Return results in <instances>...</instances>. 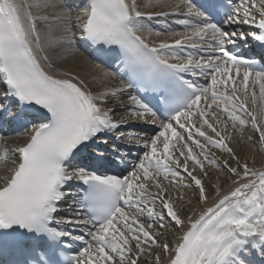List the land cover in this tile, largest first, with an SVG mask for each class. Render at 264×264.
Wrapping results in <instances>:
<instances>
[{
  "label": "snow or ice",
  "instance_id": "6c2138e0",
  "mask_svg": "<svg viewBox=\"0 0 264 264\" xmlns=\"http://www.w3.org/2000/svg\"><path fill=\"white\" fill-rule=\"evenodd\" d=\"M162 2L186 10V18L176 21L186 32L171 43L150 44L138 35L152 32L146 20L178 12H142L136 0H87L74 17L69 0H0L3 99L25 110H43L44 120L33 124L26 142L13 149V165L0 177V253L19 251L25 254L23 264H141L146 251L151 256L158 249L168 255L167 264H264V169L241 163L230 146L233 133L250 124L264 148V65L228 50L238 41L248 47L250 37L264 46V0ZM246 25L258 31L245 32ZM74 29L98 51L115 52L127 82L94 93L71 72L56 76L46 71L42 61L52 65L44 45H74ZM186 45L192 51L185 52ZM186 76L205 77L207 84L199 86ZM133 87L158 97L157 105L129 96L133 107L116 121L113 109L98 103ZM137 121L159 130L151 137L139 135L136 143L142 140L148 151L127 175L69 167L78 154L87 153L100 164L109 155L123 160L126 153L116 141L125 134L114 139L112 134ZM125 142L132 143V137ZM211 148L228 159L222 165L209 159ZM205 163L238 178L227 193L213 185L210 205ZM73 181L82 187L73 190ZM169 188L184 191L173 195ZM188 190L201 209L185 219ZM69 196L73 200L61 209ZM61 211L69 215L58 218ZM170 227L183 230L172 245L160 239ZM77 229L83 234L73 235ZM69 241L85 247L69 254ZM155 264H161L159 253Z\"/></svg>",
  "mask_w": 264,
  "mask_h": 264
},
{
  "label": "bare ground",
  "instance_id": "6f19581e",
  "mask_svg": "<svg viewBox=\"0 0 264 264\" xmlns=\"http://www.w3.org/2000/svg\"><path fill=\"white\" fill-rule=\"evenodd\" d=\"M71 1H73L74 6L78 4L75 0H71ZM136 3H137L138 10H140L142 12H161V11H165L169 8L176 10V11L178 10L180 12V9H181V7L179 9H174L172 7H165L162 0H152L151 6H146V5H148L149 0H136ZM167 3L171 4V5H175L176 3H178V0H167ZM75 16H76V14H75ZM39 26L41 28H43L42 24ZM167 30H169L168 27H167ZM177 33H179L180 35H177ZM139 34H141L142 36H145L147 38V42H149L150 44H155V43L158 44L159 42L166 41V40H168L166 42L171 43L175 36H176L175 39H179L182 36L181 32H179V31L175 32V33L169 32V33H161L160 35H156V33L153 31V29H152L151 33L144 32V33H139ZM171 38H172V41H169ZM44 47H45V52L43 54L48 55L49 62L51 63L52 67L49 68L47 66V63H45L43 61H42V65L45 67V70L48 71L52 75L59 76L62 73L71 72L73 75H77L82 80H84L85 83L88 85V89L93 91L94 93H103L106 90L114 89L115 87H118V85L121 84V82L117 79L116 76L112 77V78L111 77L109 78L107 76H100V70H99L100 67H96L97 64L94 61H92L91 59H89V57H87V55L82 50H80V49L76 50L75 45H72V46L71 45L48 46L47 44H45ZM96 77H99V79H96ZM100 80H101V82H100ZM2 88H3V86H2ZM220 90H223V88H221ZM123 94L124 93H120L117 96H108V97H106L105 101H98V103L105 110H107L109 108L113 109V112H111L110 115L116 116V119H118V117L123 115V113H128V109L132 107V105L129 103V101L126 100V96L122 97ZM258 94H259V90H257V95ZM123 98H125V99H123ZM8 106H11L12 109H14L15 111L19 110V108H20L17 105V103L11 99L8 101ZM247 128L249 129V134H253L252 136H256L257 137L256 139L258 141V133L254 132V129H252L250 124L248 125ZM134 134H138V131L135 130ZM143 135L151 137L154 134H151L150 131H146ZM7 140H8V142L10 141L9 138H7ZM234 141L235 142L231 143L230 146H232L234 148V150L238 156L239 155L241 156L240 157L241 162H244V157L241 154L245 153L246 157H249L248 160H251L250 161L251 165L255 166L256 169H261V167H264V152H263V155L260 156L258 152H250L244 148L243 152L238 154V150L236 151L237 145L240 143L243 144L244 142H241V140L236 139V137H234ZM258 144H259V141H258ZM4 145L8 146L9 144L6 142V143L2 144L0 147L2 148V146H4ZM241 146H244V144ZM257 147H259V146L256 145V147H253V148L258 150ZM260 148H261V146H260ZM262 150L264 151V148H262ZM260 153H261V151H260ZM220 154H221L222 160L228 159L227 154L223 153L222 151H218L217 155L219 156ZM1 158L4 159V155H2L0 153V159ZM2 159L0 161V166L4 167V169H6V168L9 169L10 165L14 162L13 156L10 159H6L5 162ZM230 164L235 165V161L230 160ZM210 166H212V165H210ZM207 168H210V167H207ZM210 169L211 170L213 169L211 175L208 176L209 179L211 180L210 182L212 183V186L213 185L219 186L222 193L228 192L227 187H231V189H232L235 186L232 181H234L235 178H237L236 176H232L229 173L226 174V172H225L223 174V176H224L223 179L221 181H218L216 179V177L219 174L220 170L217 167H216V169H215V167H213V168L211 167ZM239 182L243 183L245 181L241 180ZM223 186L226 187L225 190H222ZM152 190L154 191V189H152ZM210 190L213 191L214 193L212 194V196L210 198L211 201H209V205L213 202L215 195H216L214 188H210ZM72 200H73V198L69 199V201H72ZM189 200L191 201V204L193 206H195V210L192 213H190L189 217L195 218V216L199 214V211L201 209V205L198 204V202L195 199L190 198ZM176 234H177V231H174L172 236L175 237ZM155 254L153 253L152 256H149L147 258L149 260L148 263L153 262V264H154V261H153L154 257L153 256ZM159 255H160V258H163L167 254H164V253L161 254L160 253Z\"/></svg>",
  "mask_w": 264,
  "mask_h": 264
},
{
  "label": "rangeland",
  "instance_id": "374dc122",
  "mask_svg": "<svg viewBox=\"0 0 264 264\" xmlns=\"http://www.w3.org/2000/svg\"><path fill=\"white\" fill-rule=\"evenodd\" d=\"M153 19H155V18H153ZM248 128H247V126H245L244 128H243V131H242V133L241 132H238V133H240V134H242V135H240L239 136V138H238V136L236 135V133L237 132H234V136H236V138L237 139H242L241 140V142H244L243 144H244V146H241V145H243V144H238L237 145V149H236V151L238 150V154H240V153H242L243 152V150H244V148L246 149V150H248V151H250V152H258L259 153V155L261 156V155H263V150H262V148H260V144H258V141H257V137L256 136H252L253 134H249L248 133ZM212 135V134H211ZM248 136H252L253 137V139L252 140H248L247 139V137ZM240 145V146H239ZM256 145H258L259 147H257L258 148V150H256L255 148H253V147H256ZM195 151H199L198 149H194ZM261 151V153H260V151ZM219 151V149H217V150H215V152L213 151V155H214V157H220L221 158V154L218 156L217 155V152ZM221 151V150H220ZM243 157H244V161L245 160H247V162L249 163V167H253L252 165H251V163H250V161L251 160H248L249 159V157H246V154L245 153H243V154H241ZM259 156V157H260ZM241 156L239 155V158H240ZM209 159H211V157H209ZM241 159V158H240ZM220 161H218V159H217V161L218 162H220L221 163V165H222V162L224 161V160H222V159H219ZM230 162V161H229ZM241 163H243V162H241ZM232 166H235L234 164H232ZM208 169V168H207ZM219 170H220V172H219V174L217 175V177H216V179L218 180V181H221L222 179H223V174L226 172V174H228V172L226 171V170H223V168L221 167V168H218ZM208 170H210V171H208V173H209V175H211V173H212V171L213 170H211V169H208ZM223 170V171H222ZM208 175V176H209ZM207 176V178H205V182L207 183V184H209L210 183V179H209V177ZM221 184V183H220ZM188 193H189V195L187 196V198L188 199H190L191 197H190V194H191V196H193L194 197V195H193V192L191 191V190H189L188 191ZM192 199V198H191ZM185 201H186V198H185ZM188 202H189V200H187ZM186 201V202H187ZM188 204V206L189 205H191V203L189 204V203H187ZM186 209V208H185ZM187 212H189V211H186V213ZM169 233V235H168V238H170L171 237V234H172V232H170V229L168 230L167 229V234ZM167 236V235H166ZM163 237H165V236H162V238H161V240L163 239ZM148 254V252L146 251L145 252V254L144 255H147ZM144 260H145V258H144Z\"/></svg>",
  "mask_w": 264,
  "mask_h": 264
}]
</instances>
